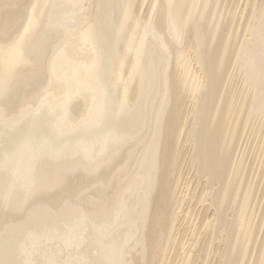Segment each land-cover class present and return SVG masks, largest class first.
I'll return each mask as SVG.
<instances>
[{"label": "bare ground", "instance_id": "1", "mask_svg": "<svg viewBox=\"0 0 264 264\" xmlns=\"http://www.w3.org/2000/svg\"><path fill=\"white\" fill-rule=\"evenodd\" d=\"M0 264H264V0H0Z\"/></svg>", "mask_w": 264, "mask_h": 264}, {"label": "rangeland", "instance_id": "2", "mask_svg": "<svg viewBox=\"0 0 264 264\" xmlns=\"http://www.w3.org/2000/svg\"><path fill=\"white\" fill-rule=\"evenodd\" d=\"M200 209H202V208H200Z\"/></svg>", "mask_w": 264, "mask_h": 264}]
</instances>
